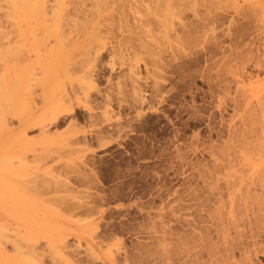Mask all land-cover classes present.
Segmentation results:
<instances>
[{
  "label": "rangeland",
  "instance_id": "rangeland-1",
  "mask_svg": "<svg viewBox=\"0 0 264 264\" xmlns=\"http://www.w3.org/2000/svg\"><path fill=\"white\" fill-rule=\"evenodd\" d=\"M22 1L0 0V264H181L199 234L203 264H264V0H197L169 35L136 18L166 0Z\"/></svg>",
  "mask_w": 264,
  "mask_h": 264
},
{
  "label": "bare ground",
  "instance_id": "bare-ground-1",
  "mask_svg": "<svg viewBox=\"0 0 264 264\" xmlns=\"http://www.w3.org/2000/svg\"><path fill=\"white\" fill-rule=\"evenodd\" d=\"M10 1H12V0H10ZM90 1V0H89ZM88 1V2H89ZM95 1H97V0H95ZM101 1V0H100ZM106 1V0H105ZM108 1V0H107ZM113 1V0H112ZM111 0H109L108 2H112ZM115 1V0H114ZM113 1V2H114ZM155 1V0H154ZM167 2H165V1H163L164 3L163 4H165V6L163 5H161L163 8L164 7H166L165 9H163V11L161 10V13H163V14H159L158 13V11L157 10H154V12H151V11H153V10H148L147 9V11H145L144 13H145V15H147V17L146 18H144L145 17V15H144V17H136L137 18V21H140V23L142 24V23H144L145 22V25L144 24H142V25H144L145 27H147L146 25H150V24H147V23H150L149 22V20H151V22H153L155 19H157L156 20V22L157 23H160L159 22V20H164V25H165V29L166 30H164V33H165V31H166V33L165 34H167V35H169V33H170V31L172 30L173 32H174V30H175V32L178 34V32L176 31L177 30V26L178 25H180V23H182L181 22V20H182V14H183V12L187 9V7L189 6V5H191L190 6V10L192 9V12L194 13V14H197V6H196V4H197V0H186V1H188V3L186 4V7H185V2H182V1H184V0H166ZM28 2H29V0H28ZM48 2V1H47ZM46 2V3H47ZM71 2H73L72 4L71 3H69V4H71L70 6L72 7V9L70 10L71 11V13L73 14H75L74 16L76 17H78V19H80V17H83V18H87V16H88V13L89 12H92L91 10L88 12V9H86V7H87V5L89 4H87V0H72ZM94 2V1H93ZM103 2V1H102ZM107 2V3H108ZM116 2V1H115ZM122 2V1H121ZM124 2V1H123ZM127 1H125V3H126ZM159 2V1H158ZM22 3V4H21ZM45 0H35V3L31 6L30 5V2L29 3H27V0H24V1H22V2H20L19 4L21 5L20 6V9L21 8H23L24 10L25 9H28L29 11H30V9L32 10H34L35 12H37L38 13V15L40 14V13H42V12H44L45 13V11H43L46 7H45ZM92 3V2H91ZM99 3V2H98ZM106 3V4H107ZM129 3V2H128ZM160 3H162V0H161V2ZM166 3H168V4H166ZM69 4H68V6H69ZM119 4V3H118ZM122 4H124V3H122ZM153 4H154V2H153ZM13 5H14V2H13ZM94 5V4H93ZM98 5V4H97ZM110 5H114V4H110ZM117 5V4H116ZM121 5V4H120ZM125 5V4H124ZM124 5H122V6H124ZM127 5V4H126ZM155 5V4H154ZM156 5H159V3L158 4H156ZM168 5V6H167ZM68 6H66V9L68 8ZM103 6V5H102ZM99 7V6H98ZM110 7H112V6H110ZM147 7V6H146ZM154 7V6H153ZM159 7V6H158ZM19 8V7H18ZM102 8V7H101ZM115 8H117V7H115ZM148 8V7H147ZM51 11H53V12H55V14L56 15H60V13H61V10H62V5H61V3H57V1H55V3L51 6ZM155 9V8H154ZM157 9V8H156ZM160 9V8H159ZM188 9V10H189ZM48 10V9H47ZM124 10V9H123ZM122 10V11H123ZM143 10H145V8L143 9ZM25 11H27V10H25ZM49 11V10H48ZM48 11H46L47 13H49ZM68 11V10H67ZM69 11V12H70ZM112 11V10H111ZM121 11V10H120ZM156 11H157V13L158 14H156ZM28 12V11H27ZM88 12V13H87ZM118 12V11H117ZM126 12V11H125ZM124 11L123 12H120V13H125ZM44 13H42V15L43 16H45L46 15V13L44 14ZM66 13V12H65ZM70 13V14H71ZM154 13V16L153 15H151V14H153ZM190 13V12H189ZM68 14V13H67ZM69 14V15H70ZM109 14V13H108ZM193 14V15H194ZM41 15V14H40ZM111 15V14H110ZM159 16L160 17V19L158 18V17H156V16ZM134 16V15H133ZM136 16V15H135ZM151 16V18H149ZM57 17V16H56ZM71 17H73L72 15H71ZM106 17V16H105ZM127 17V16H126ZM154 17V18H153ZM161 17H162V19H161ZM212 17V16H211ZM52 18V17H51ZM152 18H153V20H152ZM164 18V19H163ZM209 18V17H208ZM68 19V18H67ZM89 19V18H88ZM90 19H91V17H90ZM105 19V18H104ZM135 19V18H134ZM133 19V20H134ZM72 20V19H71ZM92 20V19H91ZM111 21H112V19H110ZM125 20V19H124ZM124 20L123 21H120V25H121V27H122V25L123 24H121V22H124ZM57 21V20H56ZM84 21V20H83ZM86 21V20H85ZM93 21V20H92ZM104 21V20H103ZM109 21V20H108ZM118 21V20H117ZM129 21V20H128ZM167 21H170V22H167ZM91 22V21H90ZM90 22H88V23H90ZM100 22H102V21H100ZM110 22V21H109ZM126 22H127V19H126ZM126 22H124V24L126 23ZM135 22V21H134ZM155 22V24L157 25V23ZM166 22H167V24L168 23H170V24H166ZM73 23V22H72ZM84 23V22H83ZM118 23V22H117ZM161 23H163V22H161ZM62 24V23H61ZM77 24V23H76ZM103 24V23H102ZM108 24V23H107ZM129 24V23H128ZM152 24V23H151ZM185 24V23H184ZM96 25V24H95ZM127 24H125L124 25V28H125V26H126ZM130 25V24H129ZM133 25V24H132ZM137 26H138V24H136ZM159 25V24H158ZM190 25V24H189ZM73 26V25H72ZM71 26V27H72ZM105 26V25H104ZM140 26V25H139ZM152 26V25H151ZM170 26V27H169ZM182 26H184V25H182ZM109 27V26H108ZM128 27H130V26H128ZM181 27V26H180ZM135 28V27H134ZM142 28H143V26H142ZM149 29H150V26L148 27ZM161 28V27H160ZM71 29V28H70ZM95 29H96V27H95ZM121 29V28H120ZM122 29H123V27H122ZM178 29H179V27H178ZM107 30V29H106ZM136 30V29H135ZM138 30V29H137ZM140 30V29H139ZM143 31H146V28H143L142 29ZM142 30H140L141 32H142ZM59 31H61V30H59ZM148 31V30H147ZM146 31V32H147ZM150 31H151V29L149 30V32H147V34L148 33H150ZM171 31V32H172ZM78 32V31H77ZM121 32V31H120ZM138 32V31H137ZM137 32H134V33H137ZM146 32H144L145 34H146ZM152 32V31H151ZM174 32V33H175ZM132 33V32H131ZM143 33V32H142ZM130 34V33H129ZM128 34V35H129ZM144 34V35H145ZM176 34V35H177ZM138 35V34H137ZM167 35H166V37H167ZM110 37H111V35H110ZM118 37V36H117ZM130 37V38H129ZM127 36V37H125V38H128V40L129 39H132V36L130 35V36ZM175 37V36H174ZM177 37V36H176ZM115 38V37H114ZM172 38V37H171ZM136 39H140V37L138 38V37H136ZM145 39V38H144ZM176 39V38H175ZM179 39H180V37H178V39L176 40V41H178L179 42ZM140 41V40H139ZM131 42V41H130ZM142 42V41H141ZM177 43V42H176ZM178 46V45H177ZM134 47V46H133ZM132 47V48H133ZM133 52V51H132ZM95 53H97V51L95 52ZM162 54V53H161ZM8 70H9V67H8ZM254 107V106H253ZM262 209H263V207H262ZM232 211V210H231ZM263 211V210H262ZM260 212V213H262L261 215H263V213H264V211L263 212ZM259 213V214H260ZM233 215H235L234 213H232ZM258 214V215H259ZM230 217H232V216H230ZM258 217H261V216H258ZM233 219H235V218H233ZM221 220V219H220ZM228 220H229V218H228ZM228 220H226V222L228 221ZM233 221V220H232ZM231 220H229L228 221V225L229 226H222V229H220V231L222 230L224 233H225V229H226V231L228 232L229 231V229H228V227H230V224L231 223H233ZM222 221H220L219 222V224H215V227L217 226V225H219V226H217L218 228L219 227H221L220 226V223H221ZM224 222V221H223ZM223 222L221 223V225L223 224ZM230 223V224H229ZM234 224H236V221L234 222ZM237 226H239V225H237ZM236 226V227H237ZM216 227V229L218 230V228ZM223 227H226V228H223ZM233 228V227H232ZM240 228V227H239ZM238 228V229H239ZM234 229V228H233ZM219 231V230H218ZM218 231H216V232H218ZM220 231H219V233H220ZM221 231V234H223V240H226V238H224L225 237V234L223 233ZM237 231V230H236ZM236 231H234V232H236ZM241 232V231H240ZM250 232H251V230H250ZM264 232V231H263ZM237 233V232H236ZM254 233V232H253ZM227 233H226V237H227ZM231 235V234H230ZM244 235H246L245 233H244ZM250 235V234H249ZM199 240H197L196 242L194 241L193 242V245L192 246H190L191 244H189V246L188 245H186L185 247H186V249H183V248H179L178 249V252L176 251V254H179V255H181V257L184 259L183 261H182V263L181 264H186V262H188L187 260H188V258L190 257V259H189V262H190V264H203L204 262H203V260H204V254L205 253H207V249L206 248H208V247H206V244H205V240L203 241V236L201 235V234H199ZM255 236H256V234H255ZM255 236H252V232H251V235H250V237H255ZM257 237V236H256ZM218 238V237H217ZM230 238H231V236H230ZM247 238V237H246ZM212 240H213V238H212ZM248 240V239H247ZM253 240V239H252ZM251 240V242H249V244L250 243H252V246L251 245H249V247L251 246L252 248L253 247H256L257 246V248H260V247H258V245H256V246H253V245H255V244H258L259 242L257 241V243H256V241H252ZM244 242H245V239H244ZM255 242V244H253ZM246 244V243H245ZM248 244V243H247ZM215 245H217L216 243H215ZM229 245V244H228ZM231 245V244H230ZM244 246V245H243ZM184 247V248H185ZM230 247V246H229ZM250 247V248H251ZM243 248H247V251H249L248 253H250L251 252V249L249 250L248 249V246H246V247H243ZM257 248H253V249H255L254 251H256V249ZM205 249H206V251H205ZM213 249V248H212ZM218 249V248H217ZM244 250V249H243ZM242 250V251H243ZM208 253H211V257L213 256L214 257V255H215V248H214V255H213V253L211 252V250H209L208 249ZM253 251V250H252ZM257 251H258V249H257ZM205 252V253H204ZM246 253V252H245ZM217 254V253H216ZM233 254V253H232ZM255 254V253H254ZM210 255V254H209ZM244 255H246V254H244ZM206 256H207V254H206ZM222 256V255H221ZM249 257V256H248ZM248 257H246L245 256V258H247L248 259ZM208 258V257H207ZM215 259H217L216 257H214ZM214 258H213V260H214ZM227 259V258H226ZM212 260V261H213ZM251 260V259H250ZM217 262V261H216ZM245 262V261H244ZM188 264V263H187Z\"/></svg>",
  "mask_w": 264,
  "mask_h": 264
}]
</instances>
